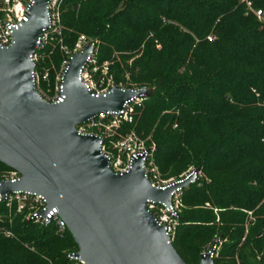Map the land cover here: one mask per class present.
Segmentation results:
<instances>
[{"label":"trees","instance_id":"16d2710c","mask_svg":"<svg viewBox=\"0 0 264 264\" xmlns=\"http://www.w3.org/2000/svg\"><path fill=\"white\" fill-rule=\"evenodd\" d=\"M60 12L69 50L81 35L95 40L97 61L111 62L115 82L154 89L121 131L155 144L161 177L180 179L192 167L210 180L180 190L171 243L184 262L198 264L220 236L215 264H264V27L245 2L62 0ZM52 43L39 60L50 83L66 57ZM75 249L52 223L0 222V264H64Z\"/></svg>","mask_w":264,"mask_h":264},{"label":"water","instance_id":"95a60500","mask_svg":"<svg viewBox=\"0 0 264 264\" xmlns=\"http://www.w3.org/2000/svg\"><path fill=\"white\" fill-rule=\"evenodd\" d=\"M47 1L33 0L28 20L0 47V163L19 174L14 182L0 181V194L17 189L42 194L58 208L77 247L73 256L85 264H186L146 202L169 206L172 194L193 182L197 169L160 188L145 176L143 155L132 159L128 171L114 172L100 138L76 131L75 124L119 113L126 102L154 90L115 85L106 94H91L78 77L92 41L67 59L63 100L41 97L31 77V55L47 25ZM215 246L201 253L198 264H215Z\"/></svg>","mask_w":264,"mask_h":264},{"label":"built area","instance_id":"2783aa9c","mask_svg":"<svg viewBox=\"0 0 264 264\" xmlns=\"http://www.w3.org/2000/svg\"><path fill=\"white\" fill-rule=\"evenodd\" d=\"M62 0L47 1V25L42 28L35 44V51L31 55L34 69L31 77L35 88L41 97L50 103H57L63 100L62 73L66 67L67 59L74 52L82 48L88 41H92V48L79 70V77L91 94L100 95L109 92L115 85L126 88L122 82H115L110 69L111 62L108 60L98 63L97 42L80 36L72 50L63 44L61 50L66 54L62 67L55 77L52 85L49 79V71L41 68L39 60L41 52L51 42L54 36L61 35V12L60 3ZM246 4L247 12L253 13L264 27V7L255 8L250 0H242ZM33 0H0V47L10 44L12 31L17 29L23 22L28 20V9ZM214 36L211 34L208 39ZM160 48V45H157ZM134 88V87H132ZM145 98H135L126 102L123 109L117 112L101 113L82 123L75 124L79 134H94L100 138V149L106 155L109 167L118 173L126 172L131 166V161L137 154L143 155V168L145 176L155 186L164 188L177 179H163L157 165L152 159V152L144 145L134 133L117 134L123 122H132L134 106L139 105ZM264 106V101L262 102ZM264 141V139H263ZM19 178L17 171L7 169L0 174V181L14 182ZM182 178V177H181ZM180 190L172 194L171 204L166 206L163 203H156L151 200L146 202L148 210L153 214L155 220L173 239L177 224V207ZM19 216L22 221L30 222L37 226H44L52 223L57 235L63 236L68 230L65 222L58 214L56 206H49L46 198L39 193L22 190H12L0 194V222L10 224L14 217ZM4 236H11L7 228L2 230ZM77 249L67 252V261L64 264H85L79 256H73ZM217 255L216 246L213 257ZM54 264V263H51Z\"/></svg>","mask_w":264,"mask_h":264},{"label":"rangeland","instance_id":"374dc122","mask_svg":"<svg viewBox=\"0 0 264 264\" xmlns=\"http://www.w3.org/2000/svg\"><path fill=\"white\" fill-rule=\"evenodd\" d=\"M61 31H62V23H61ZM81 36H83V35H81ZM85 37V36H84ZM52 41H53V43H52V47H54V46H56V47H58V49L60 50V51H62L61 50V45L63 44L64 46H65V44L63 43V39L61 38V37H54L53 39H52ZM63 61L64 60H62L61 61V63H60V66H59V68L58 69H54L53 71H54V73H55V76H54V80H55V77L57 76V74L59 73V71H60V69H61V67H62V64H63ZM127 77H128V75H127V73H125L124 74V76H123V78L126 80L127 79ZM49 79H50V77H49ZM124 85L126 84V81L125 82H123V81H121ZM51 85H52V83H51ZM148 88H152V87H148ZM153 89V88H152ZM154 91V90H153ZM146 97V96H145ZM133 113H134V111H133ZM133 115V114H132ZM132 122H133V120H132ZM129 123H131V122H129ZM176 126V124H174L173 125V127H175ZM130 133H134L135 135H137V133H136V131L134 130V129H130V130H126V131H121V127L118 129V131H117V134H121V135H124V134H130ZM138 136V135H137ZM144 142V141H143ZM144 145L147 147V148H149L150 150H151V152H152V159H153V161H154V158H153V149L155 148V144L154 143H152V144H150V145H147L145 142H144ZM155 162V161H154ZM195 169H197V168H189L188 170H187V173H189V172H191L192 170H195ZM2 173V171H0V174ZM187 173H185V174H187ZM200 179H205L207 182H209L210 180L206 177V175L204 174V173H202L201 171H199L198 169H197V174H196V178L194 179V180H200ZM206 205H208L207 203H206ZM180 206H181V200H180V198L178 199V207H177V212L179 213L180 212ZM214 211H216V209L214 210ZM214 242H216V251H218L219 249H220V247H221V237L220 236H218V237H216L213 241H211V243H209L208 245H207V247L205 248V250L203 251V252H205ZM202 252V253H203ZM217 256V255H216ZM215 256V257H216Z\"/></svg>","mask_w":264,"mask_h":264}]
</instances>
